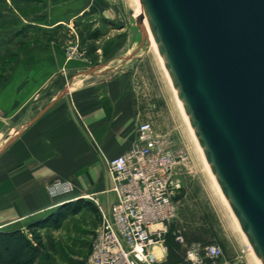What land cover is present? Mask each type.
I'll return each mask as SVG.
<instances>
[{
    "label": "crops",
    "instance_id": "0c3cea01",
    "mask_svg": "<svg viewBox=\"0 0 264 264\" xmlns=\"http://www.w3.org/2000/svg\"><path fill=\"white\" fill-rule=\"evenodd\" d=\"M136 3L0 0V54L9 50L21 58L0 85V230L23 229L79 198L97 202L104 211L115 202L106 162L133 145L145 119L127 68L129 56L113 50L88 66L69 60L64 42L65 33L75 32L74 22L91 9L101 12L96 25L118 21V29L126 31L132 18L117 19L107 10L123 6L132 15ZM102 33L106 41L116 35ZM24 41L31 42L28 49L15 52ZM56 180L69 182L72 190L52 195L49 187ZM48 231L43 230V239ZM44 244L38 261L47 252L45 239Z\"/></svg>",
    "mask_w": 264,
    "mask_h": 264
},
{
    "label": "water",
    "instance_id": "95a60500",
    "mask_svg": "<svg viewBox=\"0 0 264 264\" xmlns=\"http://www.w3.org/2000/svg\"><path fill=\"white\" fill-rule=\"evenodd\" d=\"M189 123L264 264V0H138Z\"/></svg>",
    "mask_w": 264,
    "mask_h": 264
},
{
    "label": "rangeland",
    "instance_id": "374dc122",
    "mask_svg": "<svg viewBox=\"0 0 264 264\" xmlns=\"http://www.w3.org/2000/svg\"><path fill=\"white\" fill-rule=\"evenodd\" d=\"M122 7L116 10L108 9L107 12L111 16H116L117 19L132 18L126 31L118 29L120 25L117 20V23L109 22L111 25H96L101 12L97 14L95 9H91L76 20L75 32L71 30L65 33V38L68 39L64 42L67 58L70 54L78 57V54L85 53V59L82 61L88 66H95L103 60L105 54H113V50L129 56L127 68L131 74V82L143 103L145 115L143 122H151L158 134L166 135L170 139L171 148L174 151L185 152L188 156V161L177 170L182 181V189L178 194L180 206L176 223L190 238L200 236L207 244L220 245L227 258H240L244 264H259L232 210L223 201L207 170L201 151L180 111L176 96L163 69L159 51L155 50L149 38L143 37L136 24L135 18L139 15L137 3L134 10L131 9L132 15L128 9L125 10ZM105 11L102 12L105 13ZM103 30L116 34L112 41L105 40ZM126 36L129 41H134L129 42ZM30 45L31 42H20L13 50L23 52ZM102 47L103 53H97ZM20 59L18 56L11 55L9 50L2 51L0 85L5 73L9 72L13 64ZM3 115L0 110V118ZM11 124L13 125V123L7 124V129ZM90 202L97 212L86 208L78 215L69 216L61 228H48V233L44 234L47 252L38 264H86L90 242L100 223L98 203ZM87 233L89 236H86ZM195 242L200 241L190 242L189 245Z\"/></svg>",
    "mask_w": 264,
    "mask_h": 264
},
{
    "label": "built area",
    "instance_id": "2783aa9c",
    "mask_svg": "<svg viewBox=\"0 0 264 264\" xmlns=\"http://www.w3.org/2000/svg\"><path fill=\"white\" fill-rule=\"evenodd\" d=\"M70 58L84 60L85 53L78 57L70 54ZM187 161V154L174 151L170 139L158 134L151 122L138 125L133 145L106 162L116 200L109 211L98 204L100 223L90 242L86 264L164 261V235L179 216L182 181L177 170ZM72 188V184L60 180L49 187L52 195ZM178 240L184 242L182 237ZM186 260L190 264H244L240 258H227L220 245L201 242L186 247Z\"/></svg>",
    "mask_w": 264,
    "mask_h": 264
},
{
    "label": "trees",
    "instance_id": "16d2710c",
    "mask_svg": "<svg viewBox=\"0 0 264 264\" xmlns=\"http://www.w3.org/2000/svg\"><path fill=\"white\" fill-rule=\"evenodd\" d=\"M86 208L97 212L89 200L79 198L62 203L56 210L30 222L23 229L0 230V264H36L45 251L41 231L61 228L69 216L78 215ZM178 237H182L184 242H180ZM164 241L167 247L166 259L156 264H190L186 260V246L194 241L207 244L200 236L190 238L182 232L176 220L170 223Z\"/></svg>",
    "mask_w": 264,
    "mask_h": 264
},
{
    "label": "bare ground",
    "instance_id": "6f19581e",
    "mask_svg": "<svg viewBox=\"0 0 264 264\" xmlns=\"http://www.w3.org/2000/svg\"><path fill=\"white\" fill-rule=\"evenodd\" d=\"M136 2H137V5H138L137 14H139V15H137V16H142L143 14H142V10H141L140 3H139L138 0H136ZM144 27H145V29H146L147 36H148V38H149L150 43H151L152 46L155 48V50L158 52L159 49H158V47H157V44H156V42H155V40H154V37H153V35H152L150 29H149V27H148V24H147L146 20H144ZM159 54H160V52H159ZM160 57H161V55H160ZM161 59H162V58H161ZM162 66H163V69H164V71H165V73H166V75H167V78H168V80H169L170 86H171V88H172V90H173V92H174V94H175V96H176V100H177L178 106H179V108H180V111H181V113H182V115H183L185 121L187 122V124H188V126H189V129H190V131H191V133H192V135H193V137H194V139H195V141H196V143H197V145H198L199 150L201 151L200 144L198 143V140H197V138H196V136H195V134H194L193 128L191 127V125H190V123H189V120H188L187 114H186V112H185V110H184V108H183V105H182V103H181V101H180V99H179V97H178V95H177V93H176V91H175V88H174L173 82L171 81V79H170V77H169V74H168V72H167V70H166V67H165V65H164V63H163V60H162ZM202 157H203L204 162H205V164H206L207 170H208V172H209V174H210L212 180L214 181V184H215V186H216V189H217L218 193L220 194V196L222 197L223 201H224V202L226 203V205H227V200H226V198H225L223 192L218 188V183H217L216 179L214 178L213 174L209 171V164H208L206 158H205L203 155H202ZM229 209H230V208H229ZM237 223H238V222H237ZM238 226H239V224H238ZM239 228H240V230H241V227H240V226H239ZM241 232H242V230H241ZM242 234H243V233H242ZM245 239H246V238H245ZM253 252H254V251H253ZM255 256H256V255H255ZM256 257H257V256H256ZM257 259H258V258H257ZM258 260H259V259H258ZM259 264H261L260 261H259Z\"/></svg>",
    "mask_w": 264,
    "mask_h": 264
}]
</instances>
